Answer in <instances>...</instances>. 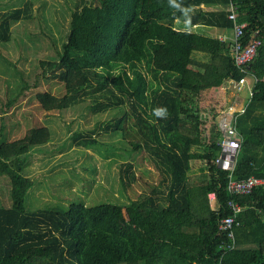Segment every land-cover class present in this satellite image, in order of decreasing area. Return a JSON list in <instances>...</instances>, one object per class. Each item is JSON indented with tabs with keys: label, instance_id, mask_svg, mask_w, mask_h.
I'll return each instance as SVG.
<instances>
[{
	"label": "trees",
	"instance_id": "obj_1",
	"mask_svg": "<svg viewBox=\"0 0 264 264\" xmlns=\"http://www.w3.org/2000/svg\"><path fill=\"white\" fill-rule=\"evenodd\" d=\"M95 2H76L58 57L41 63L44 78L63 83L65 93H38L39 109L52 114L87 96L96 113L124 109L103 129L120 132L136 152L146 154L159 181L128 204L71 202L65 211H30L26 199L35 180L26 165L52 133L33 125L10 142L2 124L0 178L8 179L11 205H0V264H264V186L234 198L244 210L235 229L236 247L230 249L231 240L220 229L231 214L229 172L216 164L219 134L204 136L199 106L201 90L220 89L243 76L231 53L233 34L176 26L184 22L232 33L227 8L201 9L227 7L228 0ZM235 2L239 20L247 24V40L258 32L262 44L246 68L255 83L237 123L242 144L233 176L264 179V0ZM33 7L28 0L0 12V45L12 41L14 24L33 18ZM93 135L78 132L73 139L90 149L97 143Z\"/></svg>",
	"mask_w": 264,
	"mask_h": 264
},
{
	"label": "rangeland",
	"instance_id": "obj_2",
	"mask_svg": "<svg viewBox=\"0 0 264 264\" xmlns=\"http://www.w3.org/2000/svg\"><path fill=\"white\" fill-rule=\"evenodd\" d=\"M27 1L0 0V12L22 7ZM30 1L34 4L33 18L14 24L12 41L0 45V116L3 117L0 126L4 125L8 141L22 139L33 125L46 126L52 133L42 151L32 152L28 159L25 172L35 180V185L27 196V208L65 211L71 202L128 204L149 191L151 184L158 183L159 173L146 154L136 152L120 132L103 129L106 122L121 118L124 109L96 113L88 96L52 114L46 115L39 109L38 93L50 91L60 96L65 93L63 83L44 78L41 63L58 57L79 0ZM248 81L253 85L252 77ZM248 92L247 87L241 96L246 98ZM210 94L199 97L204 112V136L215 132L214 118L221 105L218 95ZM12 100L15 103L7 111ZM89 131H94L93 139L97 143L85 149L74 141L73 135ZM0 205H11L6 178H0Z\"/></svg>",
	"mask_w": 264,
	"mask_h": 264
},
{
	"label": "built area",
	"instance_id": "obj_3",
	"mask_svg": "<svg viewBox=\"0 0 264 264\" xmlns=\"http://www.w3.org/2000/svg\"><path fill=\"white\" fill-rule=\"evenodd\" d=\"M228 18L232 22V57L237 68L243 76L236 80L232 79L223 87L226 91H232L234 96L231 100L226 101L218 107V113L214 118V129L219 134L217 141L221 147V154L216 160V164L225 171L229 172V181L227 184V192L232 197L228 201V208L231 214L225 217L220 223V229L227 233L231 240L230 249L236 247L235 229L240 227V214L243 207L234 200L239 196L251 194L256 188L264 186V179L257 177H249L247 179L238 180L233 176L238 155L241 150L242 137L238 131V119L245 114L248 104L253 95V88L248 87L247 66L251 64L257 56V52L262 42L258 38V32H255L250 40L246 38L247 24L241 22L238 16V6L235 0H228L227 5ZM225 40L226 37H220ZM248 87V96L242 97L241 94ZM211 199L215 196L211 195Z\"/></svg>",
	"mask_w": 264,
	"mask_h": 264
},
{
	"label": "crops",
	"instance_id": "obj_4",
	"mask_svg": "<svg viewBox=\"0 0 264 264\" xmlns=\"http://www.w3.org/2000/svg\"><path fill=\"white\" fill-rule=\"evenodd\" d=\"M201 9L206 11V12H213V11H218V10L220 11V10L225 9V6L221 5V4H218V5H202ZM176 26H177V28H179L180 30H183V31L187 30V31L199 32L201 34H206V35L227 36L229 38L232 37L231 32L230 33H224V32H220L217 29L210 28V27H204V26H192V27H190L184 22H177ZM252 80H253V85L249 84V81H248V87H250V88H253L254 83H255L253 78H252ZM209 93L218 95L217 99H218V102L221 104L225 103L228 100H231L234 96L232 91H226L225 89L220 88V89H203L200 91L199 97L201 98L203 95L206 96ZM230 93H232L233 96H230L231 95Z\"/></svg>",
	"mask_w": 264,
	"mask_h": 264
},
{
	"label": "clouds",
	"instance_id": "obj_5",
	"mask_svg": "<svg viewBox=\"0 0 264 264\" xmlns=\"http://www.w3.org/2000/svg\"><path fill=\"white\" fill-rule=\"evenodd\" d=\"M164 111L165 110H163V109H158L156 114L157 115H163Z\"/></svg>",
	"mask_w": 264,
	"mask_h": 264
}]
</instances>
